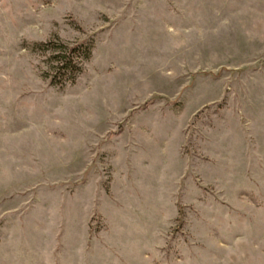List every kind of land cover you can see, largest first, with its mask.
<instances>
[{"label":"rangeland","instance_id":"1","mask_svg":"<svg viewBox=\"0 0 264 264\" xmlns=\"http://www.w3.org/2000/svg\"><path fill=\"white\" fill-rule=\"evenodd\" d=\"M0 264H264V0H0Z\"/></svg>","mask_w":264,"mask_h":264},{"label":"trees","instance_id":"2","mask_svg":"<svg viewBox=\"0 0 264 264\" xmlns=\"http://www.w3.org/2000/svg\"><path fill=\"white\" fill-rule=\"evenodd\" d=\"M38 47L43 48L44 50L58 51L59 53L52 57L53 61L60 62V73L65 72L68 74V80L73 84L76 81V76L80 72L81 68L78 63L74 62L73 55L79 53L80 49L84 47V43H77L73 46H67L65 44H55L49 42L47 44H40ZM51 48V49H49ZM84 49V48H83ZM84 57L86 60L89 58L90 49L86 48ZM52 83H55L52 81Z\"/></svg>","mask_w":264,"mask_h":264}]
</instances>
